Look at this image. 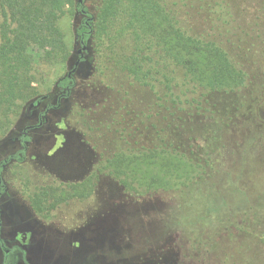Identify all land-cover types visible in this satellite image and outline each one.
Listing matches in <instances>:
<instances>
[{
  "label": "trees",
  "instance_id": "16d2710c",
  "mask_svg": "<svg viewBox=\"0 0 264 264\" xmlns=\"http://www.w3.org/2000/svg\"><path fill=\"white\" fill-rule=\"evenodd\" d=\"M86 1L0 0V131H8L25 110H37L47 100L38 89L39 68L69 62L71 49L60 20L70 12L82 15L77 37L85 46L93 43L99 56L95 82L111 93L102 117L87 121L81 114V133H115L121 142L114 154L101 155L86 178L36 187L29 197L32 211L50 220L62 204L91 198L103 178L127 194L166 198V193L186 204L229 162L239 170L250 166L264 144V0H251L259 16L244 19L247 26L234 15L236 7L241 16L246 13L247 0H102L96 14ZM206 10L214 12L208 26L218 35L215 39L193 31L187 22ZM224 39L238 57L222 45ZM74 71L57 81V106L40 113L35 126H24L17 153L0 162V200L7 194L4 173L14 160L26 161L34 129L46 124L60 101H71L77 86ZM149 136L151 143L140 146ZM246 217L223 225L229 245L238 241L235 247L220 250L198 241L175 254L177 246L160 245L140 264H160L173 254L177 264H186L196 250L202 264L219 251L249 256L253 245L238 239L253 233ZM0 245L8 256L1 238Z\"/></svg>",
  "mask_w": 264,
  "mask_h": 264
},
{
  "label": "rangeland",
  "instance_id": "374dc122",
  "mask_svg": "<svg viewBox=\"0 0 264 264\" xmlns=\"http://www.w3.org/2000/svg\"><path fill=\"white\" fill-rule=\"evenodd\" d=\"M101 1H86L92 14H96ZM243 8L246 11L243 16L237 7L234 15L241 21L239 24L247 26L243 20L259 14L251 0ZM213 14L206 10L186 18L193 31L214 37L218 35L208 26ZM82 18L81 14L72 16L70 12L61 18L60 28L71 49V58L65 67L43 65L39 68L38 89L47 100L37 110H25L8 131H0V162L19 150L17 138L24 126H35L40 113L49 105L57 106V81L73 72L80 60L79 51L83 47L76 30ZM222 45L232 56H239L227 39ZM87 46L84 61L74 71L77 86L71 101H60L59 108L50 110L46 124L32 132L34 140L26 161L14 160L4 173L7 194L0 200V238L9 254L6 256L0 245V264H5L6 258H9L8 264H140L160 245L177 246L174 252L177 254V249L190 250L191 243L198 241L209 243L213 248L218 245L223 250L238 243L233 240L229 245L225 239L229 234H225L223 225L231 219L238 221L243 215L247 216L246 225L253 233L241 234L238 239L246 238L254 246L249 256L241 258L235 251H219L209 254L204 264H264V144L255 152L250 166L239 170V165L229 162L224 171L199 186L186 204L166 193V198L127 194L115 182L103 178L91 198L62 204L50 220L32 211L29 197L36 187L86 178L95 171L101 155L114 154L121 143L115 133L103 136L96 131L88 137L81 133L83 127L79 123L85 124L81 114L90 121L102 117L107 112L103 107L111 105L108 101L111 93L95 82L99 56L92 42ZM262 122L264 125V118ZM151 141L149 136L139 145ZM235 174L237 177H233ZM199 252L194 251L197 256L187 263L202 264L198 261ZM175 254L160 264H177Z\"/></svg>",
  "mask_w": 264,
  "mask_h": 264
},
{
  "label": "flooded vegetation",
  "instance_id": "af4514ba",
  "mask_svg": "<svg viewBox=\"0 0 264 264\" xmlns=\"http://www.w3.org/2000/svg\"><path fill=\"white\" fill-rule=\"evenodd\" d=\"M80 43H81V45H82V47H83V48H82V53H81V54H79V55H80V58H83V54H84V52H85L87 49H86V50H84V47H86V46L84 45V43H83L82 41H81ZM78 62H79V64H80V62H81V59H80Z\"/></svg>",
  "mask_w": 264,
  "mask_h": 264
},
{
  "label": "water",
  "instance_id": "95a60500",
  "mask_svg": "<svg viewBox=\"0 0 264 264\" xmlns=\"http://www.w3.org/2000/svg\"><path fill=\"white\" fill-rule=\"evenodd\" d=\"M83 2V0H80V3H82ZM87 49V47H84V50H86ZM82 53V50L81 51H79V54H81ZM79 65V62H77L76 63V67Z\"/></svg>",
  "mask_w": 264,
  "mask_h": 264
}]
</instances>
